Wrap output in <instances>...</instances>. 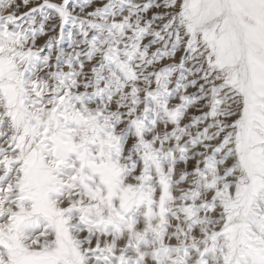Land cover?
Here are the masks:
<instances>
[{
  "label": "snow or ice",
  "instance_id": "6c2138e0",
  "mask_svg": "<svg viewBox=\"0 0 264 264\" xmlns=\"http://www.w3.org/2000/svg\"><path fill=\"white\" fill-rule=\"evenodd\" d=\"M0 264H264V0H0Z\"/></svg>",
  "mask_w": 264,
  "mask_h": 264
}]
</instances>
